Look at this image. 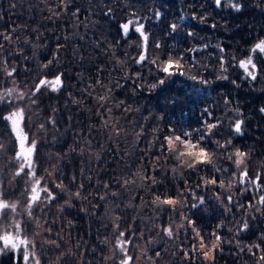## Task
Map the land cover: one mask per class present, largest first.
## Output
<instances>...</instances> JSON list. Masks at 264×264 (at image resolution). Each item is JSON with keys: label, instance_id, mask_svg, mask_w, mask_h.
Masks as SVG:
<instances>
[{"label": "trees", "instance_id": "trees-1", "mask_svg": "<svg viewBox=\"0 0 264 264\" xmlns=\"http://www.w3.org/2000/svg\"><path fill=\"white\" fill-rule=\"evenodd\" d=\"M243 3L245 7L237 13L230 9L215 8L212 0H92L91 4L87 0H76L73 7L79 5L82 9L93 8L95 14L90 19L96 23H89L87 29L83 26L75 29L73 21L66 20L63 16L56 23L46 20L47 12L41 11L44 6L40 0H0V16L3 17L0 19V32L15 27L21 35L20 42L15 45L6 44L5 55L8 56V48L15 51V48L22 47L27 56L26 60L23 57L8 56L9 60L17 66L16 84H13L12 78L0 76V92L13 87L27 91L42 74L39 71V64L52 60L54 55L58 57L59 64L53 70L58 68L65 73L64 89H61L59 93L49 91H44L43 95L38 93L37 103L30 106L32 114L29 131L30 134L36 133V139L39 141L36 154L37 174L46 176L45 170H52L53 166H56L59 171L54 172L49 179V187L54 188L51 181L55 180L57 183L63 182L71 191H75L78 184L83 183L85 185L83 194H94L89 201L74 200L73 208H65L64 212L60 213L57 209L64 204L66 195L60 189H54L58 202L44 205L42 215L46 221L45 227L51 228V232H45L43 237L60 243L64 253L73 251V255L64 256L61 264H115L113 260L106 258L112 255L111 249L115 243L112 221L116 216L121 217L120 230L136 233L134 244L140 247L128 246L129 254L135 258V262L142 255L143 249L147 248V257L152 259L143 256L141 264H256L259 255L264 254V252H257V255L253 256L246 250L241 252L235 243V239H239L242 244L258 243L260 242L259 234L264 233V215L246 212L244 208L237 210L238 205H247L249 201H252L255 193L244 192L242 189L247 186H241L238 183L231 192L216 186L195 187L200 183V176L221 175L212 171L183 170V175L173 174L171 167L175 161L169 160L165 163L161 160L160 163L164 167L155 174L162 182L156 185L154 190L158 193L167 191L173 197L177 195V190L183 192L187 198V207L183 209V212L195 221V226L201 230V233L207 237L209 233L215 231L223 238L220 249L215 253L214 261L205 260L198 253L191 251L195 241L191 238L190 228L187 233L183 229L179 230L178 238L173 239H169L160 232L159 226L167 224L169 217H173L177 224L181 222V218L168 210L156 213L150 205V192L135 189L133 186V191L122 192L119 199L109 194L107 204L98 199L99 195H104L107 191L102 187L104 182L110 184L111 191L117 190L118 186L114 181L122 173L127 172L125 160L130 165L138 164L141 159L146 163L149 158L157 154L155 147L148 149V143L154 138L150 128L157 124L156 117L160 115L164 116V120L159 122L161 127L172 123L180 131L202 127L203 119H208L209 122H214V118L223 119L224 122L218 131L224 137L229 136L231 120L243 119V135H232L233 147L243 151L251 150L250 175H255L257 169H260L261 163H264V113L259 111L261 107H264V71L258 73L257 80L251 81L232 61V56L236 57V61L245 58L256 40L264 38V0H243ZM199 4H204V9L197 7ZM105 5L113 9L112 18L100 14ZM156 9L163 13L159 21L153 18V12ZM205 10L208 15L206 23L201 24L191 19L193 12L200 15L205 14ZM133 11L140 17H147L142 20V23L145 25V31L150 34V50L153 42L159 41L164 50L172 52L173 55H184L188 63L192 62L190 56H194L199 65L192 68L189 75L200 74L210 83L202 85L186 76H174L165 86L154 91L145 88L132 96L131 88L134 85L130 81L127 83L121 81L125 83V87L118 89L116 95L121 99L129 100L134 107L140 108V112L131 113L129 119L138 120L141 116H149V119L143 122L148 131L140 137L138 142L131 136L127 140H122L118 150L117 145L106 141L102 134L94 132L90 150H86L83 155L79 153V148L76 152H72L70 149L77 147L76 142L80 140L79 134L87 136L88 125L97 122V118L85 110L90 106L88 101L85 100L84 104L77 105L72 102L73 98L81 99V89L89 83L90 77H95L97 66L105 68L106 71L101 74L102 76L112 72V78L118 79L121 75L112 71V64L103 54V50L95 48V41L106 40L114 44L119 40L116 54L121 58H125V53L128 57L135 56L138 49L134 45L129 47V42L137 40V34L130 32L129 37L123 39L119 28L121 23L132 18L130 12ZM87 15H89L88 12L82 11L81 19ZM181 15L186 18L180 20ZM173 22L178 23L180 29L178 33L169 34L168 25ZM213 23L217 25L216 28L210 27ZM33 29H38L42 34L39 40H36L37 33L33 32ZM188 31L195 32L196 38L188 36ZM73 32L76 34L75 38L72 37ZM65 35L69 36L68 41L63 39ZM80 36L84 39H80ZM25 37L39 45L35 49V56L33 48L22 43ZM57 37L61 39L57 40ZM58 43L64 45L59 52L56 48ZM203 44H208L209 47L197 53L182 52L184 49ZM217 45L224 48V53L221 54L218 51ZM221 55L227 61L225 64L227 72L223 73L228 76L227 80L217 79V76L221 75L218 62ZM127 62L129 72L139 71L142 73V81L154 82L148 67L134 65L131 59ZM256 62L258 67L264 68V59H258ZM233 80L236 81V85L232 83ZM69 93L72 95L69 96ZM170 97L176 99L175 104L169 103ZM225 97L232 103L225 105ZM235 107H239L241 116L238 117L232 111ZM205 108L212 113V117L204 113ZM49 117L56 120V125L53 127L51 124H46L48 131L41 137L37 132V125L41 122L46 123ZM3 132L4 127L0 124V133ZM164 133H167V128H164ZM80 146H83V141H80ZM209 147L212 148L214 145L210 144ZM57 154L61 157L60 159L56 158ZM219 164L228 168V174H223V177L227 179L228 175L234 171L233 167L228 161L221 160ZM12 170H14L13 166H9L0 155V176L11 179ZM260 170L264 171V169ZM73 175L77 177L74 183L70 182ZM88 177H91V180ZM12 184L6 194V198H10L9 201H15L17 193L24 190L26 186L23 178L20 177L12 181ZM189 185L192 186L196 196L204 198V204H199L189 194L187 190ZM217 194L220 199H217ZM229 195L233 197L232 204L227 202ZM132 196L136 197L131 201L133 206L127 207ZM141 197L149 201V206L135 207L141 204ZM23 200L24 197H21L20 201L23 202ZM192 203H197L198 207L191 208ZM82 208L87 211H82ZM228 208L231 211H228ZM252 215H255V220L251 219ZM244 219L248 220L249 229L235 237V229ZM68 221H72L71 226ZM220 224L223 227L217 228ZM141 231L144 232L143 240L139 236ZM28 232L29 234L34 232L30 224ZM105 238L110 243L105 244ZM148 239H151L153 243L147 244ZM229 241L232 242L229 243ZM77 243L80 244L79 248L76 247ZM49 247L52 248L51 251H48ZM184 250L189 251L188 258L184 257ZM37 251L42 252V260L47 261L48 264H56L60 255V251L54 246L41 242H38ZM156 252L160 253L159 257L155 256ZM116 255L119 258L121 254ZM0 264H13L11 255L3 256ZM261 264H264V261Z\"/></svg>", "mask_w": 264, "mask_h": 264}, {"label": "snow or ice", "instance_id": "snow-or-ice-1", "mask_svg": "<svg viewBox=\"0 0 264 264\" xmlns=\"http://www.w3.org/2000/svg\"><path fill=\"white\" fill-rule=\"evenodd\" d=\"M43 4L41 11H46V20L53 23L60 20L63 16L66 20L73 21V27L78 29L83 26L88 28L89 23L95 24L90 17L95 14L93 8L82 9L81 6L76 4V0H40ZM89 4L92 0H87ZM212 4L217 9H230L234 12H241L245 7L243 0H212ZM197 7L204 9V4H199ZM82 11L88 12L89 15L84 16L81 19ZM101 15L112 18L113 9L110 6L105 5L101 9ZM163 13L156 9L153 12V18L159 21ZM132 18L127 19L125 22L119 25L120 35L123 39L129 37L130 32L137 34L138 39L129 42V47L135 46L138 51L135 56L128 57L125 53V58H121L116 54V48L119 46L120 41L117 40L114 44L101 40L95 41V48L102 49L103 54L108 57L109 62L112 64V71L120 73L119 78H112V72H107L106 76H102L105 73L103 66H97L95 77L89 78V83L81 89V99L76 100L73 98V103L77 105L84 104L85 100L88 101L90 106L86 107V111L97 118L96 123H90L87 128V136L84 134L80 135L77 147H72L70 150L76 152L79 148V153L83 155L86 150L92 148V133L102 134L104 139L111 144L118 145L122 140H127L129 136L133 137L135 141H139L140 137L145 135L148 131L144 127V121L149 119V116H141L138 120L135 118L129 119V116L133 112H140L139 107H134L133 103L127 99H121L116 95L118 89H123L125 83L131 82L134 87L131 88L132 96L137 95L139 90L147 88L149 91H154L157 88L165 86L174 76H186L188 79L195 81L202 85L210 83L209 80L204 79L200 74L189 75L192 68H196L199 62L194 56H190L191 63L185 61L184 55L176 54L164 50L159 41L153 42L152 49L149 48V36L150 34L145 31V25L142 20L147 17H140L134 11L130 12ZM3 17L0 16V19ZM184 15L180 16V20H184ZM191 19L198 21L203 24L207 22L208 15L200 14L196 12L192 13ZM216 24L210 25L212 28H216ZM170 33H178L180 25L176 22L168 25ZM36 32V40L41 38L38 29H33ZM75 32L72 33V37L75 38ZM187 35L196 38V33L188 31ZM84 39L83 36L79 37ZM57 37V40H60ZM65 41L69 40V36L63 37ZM21 41V35L17 28H12L8 31L0 32V76L5 78H12L13 84H16L15 76L17 73V66L9 60L8 56H15L17 58L23 57L25 60L27 56L24 53L22 47L8 48V56L5 55V47L7 45H15ZM22 43L27 44L33 48V55L35 56V49L39 47L33 43V41L25 37ZM64 45L57 44V52ZM208 44L202 46H195L192 48L184 49L182 52L197 53L203 49L208 48ZM218 51L224 53V48L219 45L216 46ZM128 59H131L132 64L139 65L142 67H148L149 74L153 76L154 82L142 81V73L129 72ZM264 59V38H258L252 47L248 50V55L236 61V57L232 56V61L236 63L240 69L243 70L246 78L251 81H255L258 78V73L264 71V68L258 67L257 60ZM218 62L221 69V75L217 76L219 80H227L228 76L223 73L227 72L225 64L227 61L223 55L219 56ZM59 64L57 56H53L52 60H48L46 63L39 64V71L42 73L33 82L32 87L27 91L18 90L17 87L11 89H5L0 92V124L4 127V132L0 133V155L7 161L9 166H13L14 170L11 172V180L8 183L0 181V255L10 254L13 264H48L47 261L42 260V252L37 251L38 242L36 236L42 235L39 232H33L31 236L28 234L27 221L23 219H17L13 213H16L18 207V201L13 202L6 199L5 188L10 184L11 181L16 180L17 177H23L26 185L24 191L21 193L26 198V214L30 220H35L36 227H42L39 218L33 215V209L39 207L41 204L45 206L51 205L52 202L57 201V194L54 189H60L62 193L66 195L64 204L60 205L57 209L58 212L63 213L65 208H73L74 200L89 201L93 193L84 195L82 190L85 185L83 183L78 184L75 191H71L67 185L63 182L57 183L52 180L53 187H49V179L54 175V172L59 171L56 166H53L52 170H45L47 175H38L36 168V154L37 145L39 143L36 139V133L30 134L29 121L31 118V105L37 103V94H44V91L53 93H59L61 89L65 88V73L54 67ZM51 73V76H49ZM124 81L125 83H121ZM83 83V78H81ZM232 83L236 85V81ZM238 86V85H237ZM43 90V91H42ZM72 94L69 93V96ZM169 103L175 104V98H168ZM225 105L232 103L227 97L224 100ZM55 111V109H53ZM227 111V110H226ZM239 117L242 115L239 107L232 109ZM261 113H264V107L259 109ZM204 113L208 117H212V113L207 108L204 109ZM151 115V113H149ZM203 115V114H202ZM230 119V118H229ZM157 124L150 128L153 134V140L149 141L148 149L151 150L153 147L157 149V154L149 158L145 163L143 159L138 164L130 165L125 160L127 172L122 173L121 176L115 179L114 183L118 186L116 191H111L109 183L104 182L102 187L107 190L104 195H99L98 199L103 201L105 204L108 203V195L119 199L122 192L133 191L135 189H144L151 193L150 205L156 213L168 210L176 215L180 216L181 222L176 223L173 217H169V222L164 225H160V232L167 236L169 239L178 238L179 230L183 229L185 233L190 228L192 236L191 238L195 241L193 243L191 251L198 253L205 260L214 261L215 253L220 249V245L223 242V238L213 231L206 237L201 233V230L195 226V221L183 212V209L187 207V198L184 193L177 190L175 197L168 194L167 191L164 193H158L154 190L155 186L160 184L162 181L156 176V172L160 168L164 167L160 163L161 160L175 161V164L171 167L173 174L183 175V170H192L200 172L202 170H208L221 175L212 176H200V183L195 185L199 188L201 186L207 188L209 186H216L231 192L232 188L238 183L243 187L244 192H254L252 201H249L247 205H238L237 210L244 208L246 212L251 211L264 215V163H261L260 169H257L255 175L249 173V163L251 161V150L243 151L238 147H233L232 135L237 136L243 135L242 126L244 124L243 119L231 120L229 124V136L224 137L221 135L219 129L223 124V119L214 118V122H209L208 119L202 120V127L191 129V130H178L173 126L172 123L160 126L159 122L164 120V116L160 115L156 117ZM46 124H51L53 127L56 125V120L49 117L48 121L41 122L37 125V132L41 137L45 136L48 128ZM131 126V127H129ZM164 128H167V133H164ZM7 141V142H5ZM80 141H83V146H80ZM212 144L214 147L210 148ZM103 147V145H100ZM111 151V149H110ZM116 154V153H114ZM57 159L61 157L57 154ZM98 158V157H97ZM123 159V157H120ZM228 161L233 167L234 171L228 175L225 179L223 174H228V168L222 167L219 161ZM134 168V170H133ZM83 175V170H81ZM91 180V177H88ZM77 177L73 175L71 177L72 183L76 182ZM98 186L100 182L98 181ZM98 190V189H97ZM122 190V191H121ZM187 190L189 194L193 196L194 200H197L199 204H204V198L202 196H196L195 192L192 191V186H188ZM136 197L132 196L127 207H132V200ZM141 199V204L136 205L137 208H143L149 206V201ZM217 199H220L217 194ZM58 202V201H57ZM223 202V201H222ZM228 204L233 203L232 195L227 197ZM95 207V206H93ZM118 208L119 205L117 204ZM198 207L197 203H192L191 208L195 209ZM82 211L87 209L82 208ZM114 210V209H113ZM231 211L230 208L227 209ZM251 219L255 220V215L251 216ZM121 217L116 216L113 221V229L115 235V243L111 249L112 255L106 259H111L115 264H135V258L129 254L128 246L132 245L139 248L140 245L134 244V238L136 237L135 232L128 230H120ZM69 226L72 225V221H68ZM223 227L222 224L217 225V228ZM249 229V223L247 219H244L238 223V227L235 229V237H238L240 233L246 232ZM231 231V229H230ZM44 232H51V228H45ZM159 234V233H158ZM140 239H145L144 232L139 233ZM188 238L187 235L185 237ZM260 242H253L250 244H242L239 239H235V243L241 252L245 250L253 256L257 255V252H264V233L259 234ZM48 243L50 246H54L60 251V255L56 261V264H61L65 255H73V251L64 253L61 249V244L55 240H48L46 237L43 241ZM232 241H229L231 243ZM110 241L105 238V244ZM147 244H152L153 241L148 239ZM77 248L80 244L77 243ZM254 249L256 251H254ZM52 248L49 247L48 251ZM147 248L145 247L142 251V255L147 257ZM117 253L121 255L117 258ZM190 255L189 251L184 250V257L188 258ZM156 257L160 256L159 252L155 253ZM152 259L151 257H147ZM264 261V254L259 255L256 264H261Z\"/></svg>", "mask_w": 264, "mask_h": 264}, {"label": "rangeland", "instance_id": "rangeland-1", "mask_svg": "<svg viewBox=\"0 0 264 264\" xmlns=\"http://www.w3.org/2000/svg\"><path fill=\"white\" fill-rule=\"evenodd\" d=\"M13 171V170H12ZM18 178V177H17ZM20 178H23V177H20ZM11 179H9V178H6V177H3V176H0V181H3V182H5V183H8L9 181H10ZM23 180H24V178H23ZM13 184H12V181L10 182V184H8V186L5 188V193L7 194L8 193V190L11 188V186H12ZM26 187V186H25ZM25 187H24V189H25ZM24 190L22 189L21 191H19L18 193H17V199H15V201H13V202H16V201H18L19 203H18V207H17V210H16V213H13L12 215H14L17 219H23V220H25V221H27V224H28V226H29V224L33 227V229H34V232H39V233H41L42 235H40V236H36L35 238H36V240H37V242H41L42 244H45L43 241H44V237H43V234H45V232H44V229L46 228L45 227V220H44V216L42 215V210H43V208H44V204H41L39 207H37V208H34L33 209V215L35 216V217H37V218H39V221H40V224L42 225V227H36V222H35V220H30L28 217H27V214H26V208H25V204H26V198L23 196V195H21V193L23 192ZM21 197H24V200H23V202L22 201H20V199H21ZM20 198V199H19ZM6 199H8V198H6ZM10 199V198H9ZM8 199V200H9ZM11 201V200H10ZM27 230H28V228H27ZM33 233V232H32ZM28 234H29V232H28ZM32 234H29V236H31ZM46 244H48V243H46ZM8 254H6V255H0V259L3 257V256H7ZM141 263H143V255H140L139 257H138V259L136 260V262H135V264H141Z\"/></svg>", "mask_w": 264, "mask_h": 264}]
</instances>
